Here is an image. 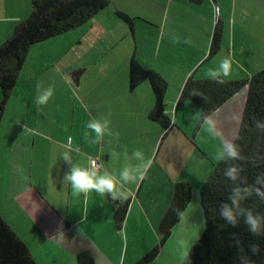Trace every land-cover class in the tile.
I'll return each instance as SVG.
<instances>
[{
	"label": "crops",
	"instance_id": "obj_1",
	"mask_svg": "<svg viewBox=\"0 0 264 264\" xmlns=\"http://www.w3.org/2000/svg\"><path fill=\"white\" fill-rule=\"evenodd\" d=\"M261 1L110 0L108 8L94 15L77 39L78 46L83 44V52L105 40L102 42L106 48L94 58L100 63V71L90 77L79 75L71 84L68 76L58 74L75 101L74 119L54 121L64 113L61 100L65 96L59 92L63 85L59 78L54 85L53 75L45 72L58 60L50 57L49 62H43L38 58L37 73L29 76V81L22 77L24 64L0 122V213L29 246L37 264H78L82 251H89L96 264H111L108 259L122 257L129 242L142 241L145 227L161 238L159 225L172 203L176 183L188 180L193 185L192 179L181 176V171L190 166L189 172L195 174V158L200 154L197 161L205 166L200 172L207 167L211 171L214 165L207 166L210 157L204 149L191 147L192 139L185 130L189 119L186 110L190 108L199 117L200 108L191 100L178 108L181 90L192 73L198 78L211 77L208 73L212 71L223 76L216 67L220 64L212 63L215 58L229 59L231 70L247 74L235 56L237 44L243 42L238 37L244 33L240 17L256 15ZM26 7L25 0H0V44L26 17ZM118 11L129 14L132 22L124 20ZM219 20L224 23L222 46L209 57ZM76 28L62 36H71ZM110 34L116 38L104 37ZM129 34L132 42L125 43ZM147 39L151 43L146 51L143 46ZM122 41L121 53L112 54ZM46 42L32 44L28 53L33 46H48ZM108 56L110 59H106ZM132 57L159 72L169 83L165 101L172 122L167 132L150 116L156 101L150 82L143 81L133 88L130 84ZM206 61L212 67L201 69ZM226 78L244 77L230 73ZM49 89L52 95L46 103H39ZM242 95L238 101L235 93L206 119L216 129L212 124L218 115L231 128V140L221 137L225 146L240 127L246 94ZM232 115L236 116L233 122L229 118ZM90 123L100 125V135L88 127ZM167 140H171L168 145ZM179 147L189 149L190 158L180 153L175 156ZM93 158L100 160V169L91 166ZM74 167L95 172L96 179L111 178L116 199L112 192L101 195L95 189L74 195L66 179ZM125 203L129 204L128 211L118 227L115 212ZM142 253L138 249L130 253L134 263L143 257Z\"/></svg>",
	"mask_w": 264,
	"mask_h": 264
},
{
	"label": "trees",
	"instance_id": "obj_2",
	"mask_svg": "<svg viewBox=\"0 0 264 264\" xmlns=\"http://www.w3.org/2000/svg\"><path fill=\"white\" fill-rule=\"evenodd\" d=\"M109 5L110 0H32L29 16L20 20L12 34L0 44V122L30 46L82 25ZM118 13L132 22L129 14L123 11ZM223 38L224 23L219 20L214 29L209 57L220 51ZM143 81L150 82L156 98L150 116L161 122L167 132L172 122L166 113L165 101L169 83L159 72L145 67L132 57L130 84L133 88ZM244 86L248 87L247 98L240 127L231 142L237 146L240 155L231 158L224 152L223 158L214 165L203 182L200 198L205 227L180 264H264V68L250 77L238 79L222 75L198 78L192 73L181 90L177 107L188 100L194 101L200 108L199 126ZM232 167L238 170L235 180L226 175ZM192 196L193 185L190 181L176 183L172 203L159 225V242L135 264L150 262L158 256ZM234 199L236 203H233ZM128 206L125 203L115 212L118 227L124 222ZM225 206L231 209L235 223L223 216ZM249 214L257 220L255 231L246 223ZM0 264H37L29 246L1 213ZM78 264L96 262L89 251H82L78 254Z\"/></svg>",
	"mask_w": 264,
	"mask_h": 264
},
{
	"label": "rangeland",
	"instance_id": "obj_3",
	"mask_svg": "<svg viewBox=\"0 0 264 264\" xmlns=\"http://www.w3.org/2000/svg\"><path fill=\"white\" fill-rule=\"evenodd\" d=\"M25 1L27 7L24 10L26 11L27 14L26 16H29V13L31 12L29 10H31L32 8V0H25ZM260 5L261 6L260 8H258L257 10L258 12L256 15H253L251 17L244 15L240 17L241 24L244 29V33L243 35H239L238 37L241 38V40L243 39V42L237 44L236 46L237 48L235 49V56L243 64V68L245 69L247 74L246 75L242 74L241 70L238 69L231 70L230 73H235L237 74V76L244 78L249 77L248 75H251V73H255L261 70L262 68H264V0L261 1ZM124 20L123 23L128 27V24ZM90 21L91 19L83 23L82 26L80 25L78 26V28L72 30L73 34H71V36H62L63 34L62 33L47 39L46 43H48V46H45L43 49H39L37 48V46H33L34 48H32V50L29 51L26 57L27 59L25 60L26 62H24L25 66L23 65L24 68L22 71L23 73L22 77H24L29 81V76L35 75L37 73V66L40 65V63H38V58L43 62L44 60L45 61L47 60V62H49L48 59H50V57L54 58V60H58L59 62L56 66L50 67L45 72V74L47 75L49 74L53 75L54 85L58 78L60 84L62 85L64 84L63 82L64 80H61V78L58 77V74L60 73L63 76H68L69 84H71V82L73 83L75 78L79 75H84V77L85 76L90 77L98 73L100 71V63L99 61H97V59L94 58L99 56V52H101L100 49H102L103 51L106 48V45L104 46V43L102 42L105 40H101V41L99 40L100 43L98 47L94 46L90 50L88 51L86 50V52H83L82 49L80 48L81 46H83V44L78 46L79 43H77V39L79 38L78 36H80L85 29L83 27H85ZM137 21L139 22V26H141L140 20ZM117 32L118 35L122 34L120 31ZM104 37L116 38L115 34H110V36L105 35ZM150 40L151 39H147L146 45L143 46V49L146 51L151 43ZM128 41L132 42V38L130 34L126 37V39H124L125 43H127ZM124 42L122 41L118 43L115 49L113 50L112 54L121 53V50L124 48L122 43ZM49 43H54L55 46H50L51 44ZM85 45L87 44L85 43ZM140 48H142V45ZM76 52H78L77 56H76ZM223 56H225V54H223ZM106 59H110L109 56ZM222 59L224 60V58ZM223 60H218L215 58L214 62L212 63L213 65H215V63L221 64V61ZM211 64L209 61H206L204 66L201 67V69H203V67H208V65L209 67H212ZM216 67L220 68V65L218 66L216 64ZM53 89L56 88L54 87ZM68 89H69L68 87L63 85L62 89L59 90V92H63L64 96L67 97V98L64 97L61 100L62 101L61 107L65 114L63 113L62 116L59 115L58 118L55 117L54 121L63 118H65L66 120L74 119L75 117L74 115L77 113L76 111H74L75 101L70 96ZM247 91H248V87L244 86L241 90H239L236 93V96L238 95L239 97L238 101H240V98L243 97L242 93H244L246 94L245 97V102H246ZM56 99L57 100L60 99L59 94L56 96ZM235 106H240V105H235ZM186 111L188 114V116L186 115V117L189 119H188V123H186L185 130L193 140L192 142V140L190 139L192 144L191 147L193 149H197L200 146L202 149H204L207 152L208 156L210 157V160L207 161L209 164V165L207 164V166L212 167V164L215 165L220 160L221 155L224 154L225 145H223L224 143L221 140V137H223L222 138L223 140L224 139L231 140V138L233 137L231 128H227L223 124V121L220 120L221 118H219L218 115H216V118H214L213 120L212 126L216 125L217 128L215 129L214 132L209 131L210 126L208 127V125L206 124L205 125L203 124L204 126L202 124L198 126L199 117L194 115V113L190 108H188ZM229 118L232 122L236 120L235 115H232ZM169 141L171 143V140H167L165 142L166 145L169 144ZM189 152H190L189 149H186L185 147H179V152L177 150L176 153H174V155L177 156V153H180V156L185 155V157L188 156V158H190ZM197 154L198 152L194 151L193 156L197 157L199 155ZM200 156L201 154L198 157ZM197 158H195L196 159L195 168L197 167V171H196L197 174L194 172L195 174L191 175V173L189 172L190 166L181 171L182 177L183 176L189 177L193 181L194 190H193L192 199L189 205L187 206V208L185 209V211L183 212L180 221L174 226L171 236L163 244L158 256L154 260L150 262H146L144 264H180L182 260L185 259L184 253L185 252L189 253V251L191 250V248L194 246L199 236L201 235V232L205 227V216L200 198V188L203 182L206 180L210 171H208L209 168L207 167V170H203L202 172H200L199 169L200 168L203 169L205 166L202 165L203 163L198 162ZM183 163L184 162L182 161L181 165H184ZM133 229H135V226L133 227ZM159 240L160 238L156 233H153L152 230H149L148 227H145L143 232V239L141 242H132V243L129 242L128 243L129 247L127 248V250L126 248H124L122 257L120 258L117 257L113 259L110 258L108 259L107 263L110 262L111 264H114L116 261L119 262L120 264H135L134 263L135 259L132 255H130V253L132 254V251L138 249L141 250V252H143L142 255L144 257L159 242Z\"/></svg>",
	"mask_w": 264,
	"mask_h": 264
},
{
	"label": "clouds",
	"instance_id": "obj_4",
	"mask_svg": "<svg viewBox=\"0 0 264 264\" xmlns=\"http://www.w3.org/2000/svg\"><path fill=\"white\" fill-rule=\"evenodd\" d=\"M232 68V62L229 59H224L221 61L220 64V70L223 74V76L227 77ZM220 73L212 71L209 72L208 75L216 78ZM52 95L51 89H49L45 95L40 97L39 103L44 104L47 102L49 97ZM206 124H209V131L214 132L215 129L211 127V122L206 120ZM88 127L94 129L98 135L101 134V127L98 123H90ZM224 151L226 152L227 156L231 158H238L239 157V151L236 145L232 143H228L225 146ZM139 155V153H137ZM67 158V157H65ZM220 158H223V154L221 155ZM237 168L232 167L228 170L226 175L232 177V179H236V174H237ZM124 178H128V173H124ZM66 179L71 182L72 189H73V194L78 195L80 193H88L90 190L95 189L97 192H99L101 195H103L105 192H112L113 193V199H116V194H115V184L113 180L109 177H100L99 179L95 178V172H90L86 169H81L74 167L69 175L66 176ZM237 195H239V189L236 190ZM233 203H236V200H233ZM223 216L226 217L230 222L235 223V217L232 214L231 209H229L227 206L224 207L223 211ZM246 223H248L251 226V229L255 231L257 229V220L255 217H253L251 214L248 215ZM188 255L187 252L184 253V257L186 258Z\"/></svg>",
	"mask_w": 264,
	"mask_h": 264
},
{
	"label": "built area",
	"instance_id": "obj_5",
	"mask_svg": "<svg viewBox=\"0 0 264 264\" xmlns=\"http://www.w3.org/2000/svg\"><path fill=\"white\" fill-rule=\"evenodd\" d=\"M91 166L94 169H100L101 168V162H100V160L97 159V158H93L92 161H91Z\"/></svg>",
	"mask_w": 264,
	"mask_h": 264
}]
</instances>
